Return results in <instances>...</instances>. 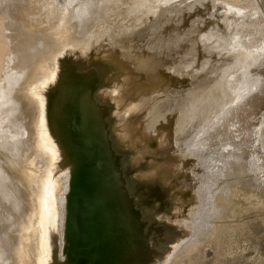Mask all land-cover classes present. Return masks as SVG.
I'll return each mask as SVG.
<instances>
[{
  "label": "rangeland",
  "instance_id": "rangeland-1",
  "mask_svg": "<svg viewBox=\"0 0 264 264\" xmlns=\"http://www.w3.org/2000/svg\"><path fill=\"white\" fill-rule=\"evenodd\" d=\"M38 1L42 2L43 6ZM108 1L109 5L105 6L101 0H66L62 5L65 8H62L59 6L60 0H30V4L33 5L29 6L28 3V6L32 8L34 18L39 16L38 14H47L48 11L53 13L57 23H50L47 28L53 30L55 34L67 31L78 34L86 42H93L92 47L90 46L92 52L85 60L75 62L73 56L76 52L67 51V54H62L61 57L67 55L66 58L70 56L72 59L65 60V57L62 59L59 57L57 60L48 56L45 62L48 60L50 68L61 63L64 69L60 75L70 72V64L88 65L82 74L83 81L80 82L82 88L73 89L67 94L68 97L66 95L64 97L71 99L70 106L75 109L80 107L76 110L78 111L84 107V100L79 98L85 91L92 96L91 99H96L94 104L98 112L107 115L104 122L109 126L107 135L112 142L111 146L122 145L120 148L117 147L119 149L113 148L114 154H118L117 158L121 155L117 159L116 167L119 168L125 193L133 199L131 206L140 222V230L147 237L150 247L165 252L163 257L155 258L150 264H264V0ZM25 4L20 0H0L2 97L4 94L7 95L11 88L12 82H9L14 78L11 77L14 75L19 78L25 74L24 70L27 68L25 65L27 55L9 47L16 46L18 41L24 42L25 39L31 49L40 45V37L24 33L12 22V18L20 14L18 10L24 12L23 7L25 9L27 6ZM228 14L232 26L240 30L234 33L246 34L243 40L246 48L238 46L239 49H234L236 39L231 37L232 34L230 36L225 34L227 33L225 17ZM29 17L32 21L30 15ZM227 21L229 23V19ZM156 22L159 28H163L153 31L151 27ZM116 26H120L124 34L125 32L130 34L124 39L133 43L134 48L130 51H137V54L133 55L131 52L130 56L126 54L124 48L118 47L112 57L105 55L113 47L111 42L114 35L111 31ZM87 29L91 32L90 36L84 33ZM142 29H145L144 33ZM228 29H231L230 23ZM120 31L119 28L116 32L117 37ZM129 31L137 32L132 34ZM211 33L214 34L210 37ZM214 37H217L218 41L211 40ZM228 40L234 41L233 44L227 42ZM161 42H165L161 45L162 50L165 47V52L163 50L160 53ZM218 42L222 47L215 48L218 47ZM85 46L89 45L86 43ZM153 46L158 48L157 51ZM243 48L248 52L247 55L239 51ZM142 51H146V55ZM147 52L148 57L155 58L154 60L149 58V62L154 61L153 66L152 62H148V57H145ZM166 52L170 59H164ZM139 54L143 55L142 58ZM122 55H125V58H120ZM157 60L162 65H158ZM115 63L118 64L115 66ZM222 66L228 67L222 81L206 77L213 68L216 70ZM155 69L159 71L155 72ZM8 75L10 77L7 78ZM120 76L122 81L119 79ZM182 79H189L188 84L181 81ZM209 85L218 93V98L212 96V101L214 103L217 102L216 99L224 101L215 109L207 106L205 109L210 110L202 112L196 108V103L198 101L210 103L211 95L210 97L205 95L210 91ZM53 89V93L56 94V87ZM55 94H52L51 102L46 101L44 110L47 123L42 126L43 130L40 128L38 131L40 136L37 137L34 150L37 155L48 160H57L62 165L61 167L59 164L57 168L60 172H56L60 173V176L57 179L55 177L56 182L62 180L60 183L63 184L59 194L62 201L55 197L59 210L57 223L62 227L59 228L60 236L57 238L62 240L57 242V245L62 243L58 245L62 250L65 236H61V230L64 235L70 167L62 162L66 149L59 141L60 135L54 131L51 117ZM154 112L156 114L153 115ZM0 122V128L8 129L0 133L3 137L0 135V140L7 139L8 134L9 137L16 136V131L12 127L8 125V128L1 119ZM191 125L193 128L190 129ZM0 130L2 132V129ZM7 132L5 136L4 133ZM129 139L132 141L127 142ZM125 144L127 145L124 148ZM62 148L64 151L61 152ZM24 160L21 165L24 171L18 168L23 175L30 168V161L26 159V164ZM4 162L7 163L4 164L3 171L9 170L10 173L13 161L6 159ZM129 170L134 172L129 175ZM200 171L202 173H199ZM20 172L17 174V182L24 184L25 192L11 187L10 189L18 198L25 199L28 198L26 191L32 186ZM151 184L156 185V188L143 197ZM192 215L194 217L189 223L186 219ZM59 221L62 223L61 226ZM190 224L193 228L192 233L179 249L191 230ZM93 241L94 236L87 244ZM61 250L59 249V254L62 253ZM175 251L176 254L172 258Z\"/></svg>",
  "mask_w": 264,
  "mask_h": 264
},
{
  "label": "bare ground",
  "instance_id": "bare-ground-1",
  "mask_svg": "<svg viewBox=\"0 0 264 264\" xmlns=\"http://www.w3.org/2000/svg\"><path fill=\"white\" fill-rule=\"evenodd\" d=\"M20 1H21V3H24V4L26 3L27 6H28V3L29 4L31 3V2H29L30 0H20ZM31 1H33V0H31ZM13 2H12V4H13ZM38 2H40V1H38ZM101 2L105 6L109 5V1L108 0H106V1L101 0ZM41 3L42 2H40V4ZM26 4H25V6H26ZM44 4H45V1H44ZM32 5L30 4L29 6H32ZM41 5L43 6V3ZM27 6L25 7V9L23 7L24 12H19V10H18V13H20V14L17 15V16H14V18H12V22H14V24L17 26V28L20 27L18 29L22 30L24 33H26L28 35H37V38L40 37V45L37 48L31 49L30 45H29V42H27V40L25 39L24 42H23V40L22 41H18V45L17 44H16V46H12L11 45L9 47L12 50L13 49L17 50L18 53L19 52H21V53L23 52V53H25L27 55V58L25 59V63H26L25 65H26L27 68L24 70L25 74L20 76L19 78H16L14 75L11 77V78H13V77L14 78H13L12 81H10V82L8 81L9 83L12 82V84H10L11 88H10V90H8L9 91L8 94L7 95L4 94V96H3V97H5L4 99H3L2 96H0V101L2 99V101L0 102V105L3 104L0 107V119H1V121H4L7 124V126L9 125L10 127L13 128V130L16 131V132L14 131L16 136L13 135L12 137H9V134L7 132L6 134L4 133V135L6 136L8 134L7 135L8 138L7 139L5 138V140L4 139L0 140V191L2 192V194L0 195V264H55L56 259H57V255H60V254L62 255V253L59 254V252H60L59 249L61 250V248H60V246L58 247V245H61L62 243L61 244L59 243L57 245V242H60L62 240V239L61 240H57V238L60 236L58 234L59 228L61 229L62 227H59V224L57 223L58 222L57 216L59 217L57 212L59 210L57 209V203L55 202V197H58V200L62 201L59 198V194H60V190L63 187L62 186L63 184L61 185V183H60V182H62V180H60L59 183L56 182L55 176H54V174H56V172H60L59 170L56 171V168H58L60 162L57 161V160H48L47 158L45 159V157L37 155L36 151L34 150L36 147L34 148V146L36 144L37 137L40 136L39 132H38V131H40L39 129L42 128V126L47 123V118H46V114H45V110H44L46 101L47 102L48 101H50V102L52 101L51 100L52 99V94H55V93H53L54 92L53 88L56 87V89L58 90V84L62 83L64 80H66L68 78L70 72L68 74H66V75H60L59 73H61V71L64 69L62 64L61 63H57L54 68H50L49 63L47 64L48 60L46 62H45V60L47 59L48 56L57 58V60H58L59 57H60V59L65 57L64 58L65 60H70L69 59V58H71L70 56H69V58H66L67 55L64 56V57H61L62 54H67V51L68 52L69 51H72V52L75 51L76 52L75 55L73 56L75 62L78 61V60H85L86 58L89 57V54H91V52H92V51L90 52V48L92 47L91 44L93 42H90V41L86 42V40L83 37L78 36V34H74V33H70V32L68 33L67 31L64 32L63 34H55L53 32V30L47 28L50 23L51 24L57 23V22H55L56 18L53 15V13L48 11L47 14H41V15L38 14L39 16L34 18L33 14L31 13L32 8H29V6L28 7ZM45 6H47V4H45ZM29 15L31 16V18H32L31 20L32 21H30ZM227 19H229V23H230L231 29H228L229 23H228ZM230 19H231V17L228 14V16L225 17V25L227 26V33H225V34L227 36L228 35L230 36L232 34L231 37L232 38L234 37L236 39V41L234 42L232 40L231 41L228 40L227 42L231 43V45L234 42V45H235L234 49H239L238 46H243L244 48H246L247 47L246 43H245V41H243V40H245V35L246 34L245 33L242 34V32L239 35L237 33H234L236 31H240V30L239 29H235L232 26V23H231ZM157 22L155 23L154 26L151 27V30L155 31L157 29H160V28L162 29L163 28V27L159 28L157 26ZM119 28H120L121 31H120V35L117 37L116 32H117V30ZM144 31H145V29H142L143 33H144ZM129 32L133 34V33L137 32V31H135V32L129 31ZM84 33L88 34V36H90V34H91L89 29L84 30ZM111 34L114 35V39L111 42L113 47H112V49L110 51H108V53L106 52V54H105V52H104V54L106 56H108V57L111 56L112 57V54L115 52L116 48L118 49V47L124 48L126 54L128 53L130 56H132L133 53L137 54V51H135V52L134 51H130L132 48H134L133 43L130 42V40H125L124 39V38H127L128 36H130V34L128 32H125V34H124V31H122V28L120 26H116L111 31ZM213 34L214 33H211V34H209V36L211 37ZM74 36H76V38ZM211 40H217L218 41L217 37H214ZM33 41H35V39ZM86 43L89 46H85L84 47V45H86ZM164 43L161 42V44H160V48H161L160 53L163 50L165 52V49H164L165 47L162 50V46H161L162 44L164 45ZM218 43H217L218 47H215V48L222 47L220 42H218ZM14 44L15 43H13V45ZM30 44H31V42H30ZM151 44L153 45V43H151ZM32 46H35V45H32ZM150 46H149V48H150ZM104 47H105V45H104ZM80 48H81V50L79 51ZM93 48H95V47H93ZM156 48L154 47L155 50H156ZM244 48L239 50V51L242 52L243 54L247 55L248 52ZM139 49L142 50L141 47H139ZM95 50H97V49H95ZM167 50H168V48H167ZM176 50H178V49H176ZM99 52L100 51H98V53ZM131 52H132V54H130ZM142 52L145 53L146 51H142ZM150 52H152V51H150ZM139 53H140V51H139ZM160 53H159V55H161ZM167 53L168 52H166V54H165L166 56L164 55V59H166V58L170 59L169 56L167 55ZM228 53H230V52H228ZM174 54H177V53H174ZM141 55L139 54V57ZM144 55H146V53ZM148 55H149V53L145 57H148ZM102 56H103V54H102ZM106 56H105V58H106ZM135 56H137V55H135ZM142 56L140 58H142ZM150 56H152V55H150ZM161 57H163V55ZM170 57H172V56L170 55ZM173 57L176 58L174 55H173ZM120 58H125V55H122ZM135 58H133V59H135ZM149 58L152 59V60L155 59L153 57L152 58L148 57V62L150 61ZM104 60L105 59H103V61ZM106 60H108V59H106ZM152 60H151V62H152ZM171 60H172V58H171ZM173 60H175V59H173ZM159 61H160V59H159ZM151 62H149V63H151ZM157 62H158V60H157ZM173 62H176V61H173ZM153 63H154V61L152 62L151 66H153ZM158 63H159L158 65H162V64H160L161 62H158ZM165 63L166 62H164V64ZM216 63H217V65H219L218 62H216ZM221 63H223V62H221ZM116 64H118V63H115V66H116ZM134 64L135 63H133V65ZM140 64H142V62ZM98 65H99V63H98ZM73 66H74V70L75 71L72 73V75H73V77L76 78L77 82H79V84H80V82L83 81L81 79L82 78V74H83L85 68L88 65H85V64H82V65L74 64ZM119 67H121V66H119ZM133 67H135V65ZM163 67H161L162 70H165V68L163 69ZM229 67L232 68V66H230V64H229ZM149 68H150V65H149ZM157 68H159V66ZM116 69H117V67H116ZM146 69H148V68H146ZM159 69H155V72H157L156 70L159 71ZM227 69H228V67H226V66H222V68H220V69L218 67V69L216 68V70H214V68H213V71H211L209 74L207 73L208 74L207 76L204 75V74L203 75L206 76V77H209V79H216L217 78L219 81H222V79H224V77H225V75H223V74H224V72L227 71ZM92 71H93V69H92ZM112 71H113V69H112ZM146 71H148V70H146ZM94 72H95V68H94ZM110 72H111V70H110ZM161 72H163V71H161ZM115 73H117V72H115ZM119 73H121V72L119 71ZM11 74H13V73H11ZM91 74H93V73H91ZM110 74H112V73H110ZM117 74H115V75H117ZM8 77H10V75H8L7 78ZM93 77H95V75ZM206 77H204V78H206ZM113 78L114 77L112 76L111 79H113ZM119 79L121 80V76H120ZM124 79H125V77H124ZM5 80L7 81L9 79H5ZM140 81H142V80H140ZM67 83L68 82L66 80V82H65L66 85L62 89V92L66 96H67V94L71 93V91L66 88ZM99 83H101V82H99ZM119 84H120V82H119ZM171 84L173 86V83H171ZM208 88H209L210 91H209V93H207L205 95L208 96V97H210V95H211L210 103L208 104L206 102H201V101H198L196 103V108L197 109H201L202 112H205V111L210 110V109H215L220 104H222L223 101H224V100L218 101L216 99L217 102L214 103L212 101V96L218 98V93H216V90H215V88L213 86L211 87L209 85ZM52 89H53V91H52ZM75 92H76V90H75ZM222 92H223V90H222ZM84 93H85V91L83 92V94ZM83 94H82V96L79 99L84 100L85 96ZM148 94L149 93H147V95ZM91 97L92 96H90V98ZM145 97H146V95H145ZM63 98H65V97H63ZM94 100H96V99H94ZM94 100L92 99L93 102H94ZM76 102H78V101H76ZM53 103H54V101H53ZM74 103H75V101H74ZM103 104H106V103H102V105ZM156 104H157V102H156ZM162 104L164 105V103H162ZM73 105H76V104H73ZM113 105L115 106V103H113ZM78 106H79V104H78ZM207 106H212V107L210 109H205ZM71 107H73V106H71ZM85 107L86 106H85V103H84V107H81L82 108L81 110H84ZM126 107H128V106L126 105ZM77 109H80V107H78ZM77 109H75V110H77ZM111 110H112V108H111ZM126 110H127V108H126ZM78 111H80V110H78ZM110 112H113V111H110ZM160 112H158V113H160ZM154 114H156V112H154L153 115ZM115 116L116 115H114V117ZM201 116H203V115H201ZM51 117H53V115ZM111 118L113 119V117H111ZM116 118H117V116H116ZM194 120H195V118H193V121ZM110 121L111 120L109 119V123H110ZM3 123L1 124L2 127H3ZM113 123H115V122H113ZM6 124H4V125H6ZM9 126H8V128H9ZM107 127H109V126H107ZM191 128H193L192 125L190 126V129ZM0 129H2V132H0V133H3L4 129L6 131L8 130V129H6V127L5 128L4 127L0 128ZM10 130H11V128H10ZM42 130H43V128H42ZM111 130H113V129H111ZM44 131H45V129H44ZM119 132H121V130ZM11 133H13V132H11ZM110 133H112V132H110ZM1 137H2V135H1ZM113 137L115 138L116 136L114 135ZM131 138L133 139V137H131ZM60 140H61V138H59V141ZM130 141H132V140L129 139L127 142H130ZM138 141L142 142V141H145V140H138ZM49 142H51V141H49ZM118 142H120V141H118ZM122 142H123L122 144H124V141H122ZM133 142H135V141H133ZM113 143H115V141ZM115 145H114V147H115ZM126 145L127 144L123 145V147L125 148ZM130 145H131V143H130ZM46 146H48V145H46ZM114 147H112V149ZM117 147H119V145ZM117 147H115L114 150H116ZM119 148H117V149H119ZM50 149H52V148H50ZM62 151H64V148H62L61 152ZM24 154H26L27 157ZM23 155L25 156L24 158H23ZM55 156H56V153H55ZM8 158H10V159H8ZM25 158L28 159V161H30V168H29L28 171L25 170V171H27V173L25 174V172H24V175H23L22 172H20L18 170V168H21V165L23 164L22 160H24ZM4 159L5 160L7 159V161H11V162L13 161V163L10 165V166H12L11 167L12 170L10 169V166H9L10 173H8L9 170H8V172L7 171L6 172L3 171V169L5 167L4 164L7 163V162H4L5 161ZM26 161H25V163H26ZM11 162H9V163H11ZM8 164H6V165H8ZM26 164H24V165H26ZM64 165H63V167H64ZM60 166L62 167L61 164H60ZM118 167H120V166H118ZM121 168H122V165H121ZM20 170H22V168ZM22 171H24V168H23ZM65 171H67V170H65ZM19 172L22 174V177L25 176L24 178H26V181L28 183H30L31 186H32V188L29 189L30 191L26 189L27 190L26 193L28 194V195L27 194L26 195H27L28 198H25V199L18 198L16 195H14V192L11 191V189H10V187H11L12 189H17V190L20 189L21 191L25 192L24 191V187H23L24 184L23 183L20 184V183L17 182V180H18L17 179V174ZM61 172H63V171H61ZM21 174L19 175L20 177H21ZM67 180H69V179H67ZM24 183L26 184V182H24ZM30 184H29V186H30ZM66 185H67V183H66ZM66 185H64V187H66ZM25 186H27V184ZM67 187H69V186H67ZM26 188H29V187H26ZM20 190H18V191H20ZM65 190H66V188H65ZM65 190H64V193L67 192ZM18 191H17V193H18ZM20 194L23 195V193H20ZM65 194H67V193H65ZM20 197H22V196H20ZM29 197L31 198V200H29L30 199ZM61 197H63V195ZM63 202H64V200H63ZM61 208H63L62 203H61ZM61 208H60V204H59V209L61 210ZM60 221H61V219H60ZM61 225H62V223L60 224V226ZM57 226H58V229H57ZM62 232L63 231L61 230V236L64 237V235H62ZM101 238H102V233L98 235V242L89 243V244H87V246L91 247V246H94V245L98 244V247H99L100 243H101ZM61 252H62V250H61ZM100 262H102V261L100 260Z\"/></svg>",
  "mask_w": 264,
  "mask_h": 264
},
{
  "label": "water",
  "instance_id": "water-1",
  "mask_svg": "<svg viewBox=\"0 0 264 264\" xmlns=\"http://www.w3.org/2000/svg\"><path fill=\"white\" fill-rule=\"evenodd\" d=\"M60 1L59 6L65 8L62 5L66 0ZM69 71L66 88L72 92L82 85L72 75L75 71L73 64H70ZM66 80L58 84L52 108L54 131L60 135L66 149L63 163L70 167L65 206V242L62 255H57L55 264H150L155 258L163 257L165 252L150 247L147 237L140 230V222L131 206L133 199L125 193L116 167L121 155L117 158L114 154L107 135V123L104 122L107 115L98 112L91 95L87 93L83 94L84 110L76 111L71 107L70 99L63 98L62 89ZM188 80L181 81L188 84ZM129 171V175L134 172ZM54 176L58 178L60 173ZM155 188L156 185H149L143 197ZM193 217L186 221L192 222ZM190 227L179 249L191 235V224ZM100 232V246L88 247L87 243L93 236V242H98ZM175 254L176 251L171 257Z\"/></svg>",
  "mask_w": 264,
  "mask_h": 264
}]
</instances>
